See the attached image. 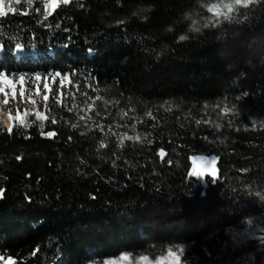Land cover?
<instances>
[{"label": "trees", "instance_id": "obj_1", "mask_svg": "<svg viewBox=\"0 0 264 264\" xmlns=\"http://www.w3.org/2000/svg\"><path fill=\"white\" fill-rule=\"evenodd\" d=\"M221 1L6 10L0 71L50 90L40 118L19 101L0 123V258L264 264L246 234L264 225V0L231 19ZM209 155L217 177L194 174Z\"/></svg>", "mask_w": 264, "mask_h": 264}, {"label": "rangeland", "instance_id": "obj_2", "mask_svg": "<svg viewBox=\"0 0 264 264\" xmlns=\"http://www.w3.org/2000/svg\"><path fill=\"white\" fill-rule=\"evenodd\" d=\"M23 3H26V0H20ZM231 1H221L220 4H217L215 9L216 11H223V7L222 4H226V3H231ZM17 3H13L11 6L15 7L17 6ZM213 7V6H212ZM8 8V0H5V9L7 10ZM45 9V7H44ZM51 9H48L47 11H50ZM46 12V9H45ZM13 81L16 83V99L13 100L12 96H11V89L6 87L5 91L8 92V103L7 104H3L0 103V123L3 122V120H5V118L9 117V111H11L13 108H16L18 105V102L20 101L22 103V105H26L31 111H37V109L45 110L46 106H45V101H43V96L46 94V89L44 88L45 85V81L42 82L41 84L38 83V81L35 78H29V83L25 84L23 82V87L25 89L24 92V99L23 101L21 100V97L19 95L20 92V82H19V76H17L16 78H13ZM37 87H39V91L40 94L37 95L36 94V89ZM43 89V90H42ZM31 96L32 99H34L36 101V104L33 105L32 103L28 102V97ZM4 94L0 93V102H2L4 100ZM17 115V114H16ZM8 122V121H7ZM199 158V157H198ZM198 160V159H197ZM197 162V161H196ZM194 172L196 175L202 177L203 175H208L209 177H212L214 172V169H212L211 171H209L208 173H205L204 171H202L198 165V163H195L194 165ZM259 231H264V225H254L251 227V229L249 230V232H247L246 234L248 235H253L254 237L258 235ZM0 264H9L8 259H3L0 258ZM88 264H177L176 258L173 256H170L168 253H166L165 255L158 257L156 259H149L147 257H140L139 258H131L129 256V254H127L126 252H121L117 258H108L103 262H90ZM178 264H189L187 262H185L184 260H182V258L180 257Z\"/></svg>", "mask_w": 264, "mask_h": 264}, {"label": "snow or ice", "instance_id": "obj_3", "mask_svg": "<svg viewBox=\"0 0 264 264\" xmlns=\"http://www.w3.org/2000/svg\"><path fill=\"white\" fill-rule=\"evenodd\" d=\"M19 2H20V0H8L7 11L8 12L15 11V9L11 5L13 3H17L18 4ZM41 2L44 4V7L46 9L44 18L47 19L48 15H50V12L47 11L48 9H55L60 2H62L63 4H68L69 0H41ZM252 2H253V0H232L231 3L222 4V7L227 9V11L223 12L224 18L225 19H231L232 18L231 14L233 13L236 5H244L245 7H247ZM27 3L29 5H31L32 0H27ZM216 7H218V6H216V5L213 6V8H216ZM37 11H39V10H37ZM6 14L7 13H6V9H5V0H0V17H4V16H6ZM217 15H220V13L217 12ZM0 23H3V21H0ZM181 39H184V37L182 36ZM16 47H17V49H19L21 47V45L17 44ZM60 75H61L60 73H56L55 74V76H60ZM35 79L37 81L40 80L39 74L36 75ZM24 81H25V76L24 75H20L19 76V82H20L19 95H20L22 101L24 99V92H25V89L23 87V82ZM61 83H63V81ZM6 87L11 89L12 99L15 100L16 99V83L5 72L0 71V93H3L4 97H5L4 100L2 102H0V103H3V104H7L9 102L8 101V92L5 91ZM44 88L46 90H50L49 89V85L47 83H45ZM36 94L37 95L40 94L39 87H37V89H36ZM97 99H99V98H97ZM48 100H49V96L47 94H45L43 96V101L47 102ZM28 102L32 103L33 105L36 104V101L34 99H32L31 96L28 97ZM45 106L47 107L46 103H45ZM26 112H27V110H26ZM17 115L19 116V112H17ZM36 115H37L38 118H40V116H41V114L39 112H37ZM9 118L11 119V116ZM81 119H83V117H81ZM52 122L55 123V120H53ZM21 123H23V121H21ZM8 131L9 132L12 131L11 126L8 127ZM48 135L51 136V135H55V134L54 133H48ZM129 139H131V137H129ZM137 139H138V137H137ZM101 146H103V144ZM160 155H161V159H163L165 154L163 153V151H161ZM197 159H199L201 161L205 160V158H203V157L193 158V163L194 164L196 163ZM210 163L214 166L215 163H216L215 159H212L210 161ZM168 254L170 256L175 257L176 261H177V264H178L180 256L183 254V248L181 247L179 249V252H174L172 249H169L168 250Z\"/></svg>", "mask_w": 264, "mask_h": 264}, {"label": "water", "instance_id": "obj_4", "mask_svg": "<svg viewBox=\"0 0 264 264\" xmlns=\"http://www.w3.org/2000/svg\"><path fill=\"white\" fill-rule=\"evenodd\" d=\"M161 151H162V150H161ZM161 151H158V152H159V155H160ZM163 153L165 154L164 151H163ZM164 157H165V155H164ZM201 157L205 158V160H204V161H201V160L198 159L196 163H198V165H199V167H200V169H201L202 171H204L205 173H208V172L211 171L212 169L215 170L217 162L215 163L214 166L210 163V161H211L212 159H215V161H217V158H216L214 155L201 156ZM160 158H161V155H160ZM199 158H200V157H199ZM214 177L216 178L217 176L214 174Z\"/></svg>", "mask_w": 264, "mask_h": 264}]
</instances>
